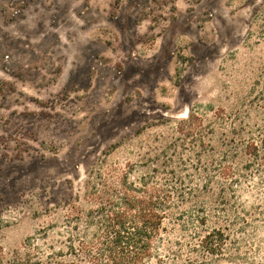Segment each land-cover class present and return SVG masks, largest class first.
Listing matches in <instances>:
<instances>
[{
	"label": "rangeland",
	"instance_id": "374dc122",
	"mask_svg": "<svg viewBox=\"0 0 264 264\" xmlns=\"http://www.w3.org/2000/svg\"><path fill=\"white\" fill-rule=\"evenodd\" d=\"M263 87L264 0H0V264L68 181L77 192L102 160L141 163L190 112L210 118ZM179 210L164 221V264L202 259L194 232L220 224L210 210L203 227L194 202Z\"/></svg>",
	"mask_w": 264,
	"mask_h": 264
},
{
	"label": "trees",
	"instance_id": "16d2710c",
	"mask_svg": "<svg viewBox=\"0 0 264 264\" xmlns=\"http://www.w3.org/2000/svg\"><path fill=\"white\" fill-rule=\"evenodd\" d=\"M177 128L179 136L141 163L121 168L102 160L77 192L68 181L73 193L45 208L51 219L11 264H164V221L188 212L179 210L187 201L202 211L203 227L210 210L220 224L194 232L190 249L202 259L172 264H264V87L218 106L210 118L190 112ZM206 192L215 198L209 208Z\"/></svg>",
	"mask_w": 264,
	"mask_h": 264
}]
</instances>
